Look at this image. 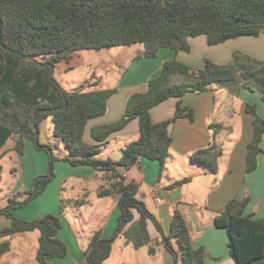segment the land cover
Here are the masks:
<instances>
[{
  "label": "trees",
  "instance_id": "16d2710c",
  "mask_svg": "<svg viewBox=\"0 0 264 264\" xmlns=\"http://www.w3.org/2000/svg\"><path fill=\"white\" fill-rule=\"evenodd\" d=\"M0 21L2 46L28 59L43 58L45 64L54 67L60 62L68 63L74 54L83 50L141 45L142 56L152 59L160 49L190 52L188 39L198 36H204L209 46L240 37L257 38L264 35V0H0ZM48 72L49 67L46 66L26 67L21 58L0 46V156L4 154L2 148L14 136L17 137L14 151L22 155L23 140L26 138L34 143L36 138L29 124L33 113L63 104V96L48 80ZM174 75L184 77L185 81L172 83ZM97 85V82L83 85L80 90L70 93L61 89L66 100L65 108L53 114H41L35 119L37 128L43 119H51L52 135L61 141L71 156L62 158V161L73 166H91L114 180L107 188L100 187L97 196H116L119 208L117 226L109 239L101 238L99 232L92 235L86 253L89 264H104L119 236H123L136 250L150 244L148 220L163 235L159 222L136 198L137 185L133 181L125 182L117 169L128 171L142 157L157 161L162 174L172 142L168 127L180 118L192 121L193 113L182 107L179 101L171 119L153 123L150 110L169 98L200 93L211 85L225 89L233 96L244 89L254 92L264 103V62L240 53H234L226 64L205 59L199 69L176 61L165 62L160 74L148 82L146 92L129 97L119 121L91 130V138L98 144L90 146L83 142L85 126L90 120L105 114L108 99L116 93V89H97ZM245 112L252 117L253 129L245 158V173L249 174L257 168L259 155L263 152L264 119L258 114L255 104H247ZM133 118L139 121V136L122 150L120 159L95 158L98 148ZM211 128L217 132L219 126ZM37 147L45 150L51 164L56 160L50 147ZM220 155L221 151L212 143L208 148L197 151L191 160L215 172L216 159ZM50 178H35L31 189L23 193L26 198L22 205L41 195ZM189 181L185 178L174 182L171 187ZM21 195L16 193L9 197L8 205L15 203L16 197ZM247 203V198L228 202L215 217L214 225L225 230L228 252L234 264H264V219L245 215ZM63 208L61 202V213ZM12 209L9 206L0 212L11 220L8 228L0 230V239L37 231V260L41 264L66 256V245L56 238L61 228L59 217L47 216L27 222L13 218ZM133 211L139 214L135 222ZM170 238L176 239L177 252L171 248ZM164 241L165 249L173 257V264H203L206 253L203 248H193L186 222L178 211L173 212ZM8 251L9 243H0V255ZM154 253V248L150 247L149 254Z\"/></svg>",
  "mask_w": 264,
  "mask_h": 264
},
{
  "label": "crops",
  "instance_id": "0c3cea01",
  "mask_svg": "<svg viewBox=\"0 0 264 264\" xmlns=\"http://www.w3.org/2000/svg\"><path fill=\"white\" fill-rule=\"evenodd\" d=\"M262 38L240 37L232 40H253V43L259 42L264 46ZM229 41L231 40L219 44L217 51L213 50V53L209 54L204 36L190 38V52L160 49L152 59L142 56L141 47L122 67L123 72L117 85L108 88L116 89V93L108 99L105 114L90 120L83 135L86 132L91 138L92 129L119 121L129 97L146 92L148 82L160 74L165 62L176 61L195 69L201 68L205 59H210L216 64L228 63L232 56V52H229L235 51L229 49L233 46ZM253 57L264 62V53H253ZM116 63L114 61V64ZM171 80L174 84L185 81L184 77L179 75H174ZM97 83L99 89V81ZM179 101L182 107L192 111L193 120L180 118L168 127L172 142L163 173H159L157 161L142 157L128 171L117 169V173L125 182L133 181L137 185L136 198L159 222L163 235L148 220L147 232L151 243L136 250L123 236H119L104 264H173L172 255L164 247V236L169 233L174 211H178L184 218L193 248H203L205 251L203 264H234L228 252L227 234L225 230L215 227V217L224 210L228 202L247 198L244 214L264 219V140L261 143L263 152L259 155L257 168L249 174L245 173L247 145L253 135L252 117L245 112V107L247 104H255L258 114L264 119V103L259 96L245 89L233 96L227 90L211 85L203 92L187 93L181 98H169L153 107L149 112L152 122L159 123L171 119ZM213 125L219 126L217 132L211 128ZM138 136L139 121L133 118L98 148L97 159L118 161L122 150L136 141ZM25 140L28 139L23 141ZM91 142L92 145L98 144L92 138ZM212 143L215 149L221 151L220 157L216 159L215 172L191 160L197 151L208 148ZM10 147L5 149L4 146L1 152L14 151L13 144ZM15 154L17 157L8 171L9 184L3 185V194L0 190L6 200L16 193L28 191L32 181L44 172L35 163L24 168L20 162L21 155L16 152ZM4 156H0V159ZM59 157L61 158L53 162L54 168L56 165L57 171L63 170L65 174L56 172L55 178L48 183L41 195L25 205L14 207L11 215L27 222L58 215L56 217L61 220V228L56 238L66 245L67 254L61 259L48 260V264H89L86 253L92 235L99 232L101 238L109 239L117 226L119 208L116 196H97L100 187L107 188L114 180H110L107 173L97 171L91 166H73L62 161V158L71 157L69 153H62ZM42 169H45V164H42ZM185 178L190 181L175 188L171 187L174 182ZM53 182H59V185L54 187ZM2 184L0 175V185ZM49 188H53L50 196L45 197L43 203H37L40 198L46 196ZM61 202L64 204L62 213ZM138 219L139 214L133 211V222ZM10 224V218L0 214V230L8 228ZM38 240L37 231L1 238L0 243H9L10 251L0 255V264H41L37 260ZM168 242L175 252L179 250L176 239L170 238ZM150 247L155 250L153 255L149 254Z\"/></svg>",
  "mask_w": 264,
  "mask_h": 264
},
{
  "label": "rangeland",
  "instance_id": "374dc122",
  "mask_svg": "<svg viewBox=\"0 0 264 264\" xmlns=\"http://www.w3.org/2000/svg\"><path fill=\"white\" fill-rule=\"evenodd\" d=\"M199 37V36H198ZM203 37V36H201ZM259 37H263L264 35H260ZM241 38H252V37H241ZM262 38V39H263ZM238 39V38H237ZM230 44H233L229 49H235V51H230L229 53H240L251 58L253 57V53H264V46L259 42H244L242 40H231ZM208 45V44H207ZM219 45V44H218ZM218 45L215 46H206L209 54L213 53V50L217 51ZM141 45H134L130 47H113L109 49H103L100 51L94 50H83L77 52L72 56L68 63L60 62L53 67L52 71V79L53 81L65 92H75L81 89L83 85H90L94 82L99 81V89H108L112 87L114 84L117 85L118 78L123 72V66L129 62L130 58L134 56L138 49H141ZM223 47V46H222ZM225 47V46H224ZM213 48V49H212ZM222 50V48H221ZM195 53V52H194ZM231 53V55H233ZM232 58V56H231ZM230 58V59H231ZM210 60V59H209ZM36 61L39 63H44L43 58H36ZM114 61L117 62L114 64ZM212 61V60H211ZM94 88V87H93ZM97 88V87H96ZM89 131V130H88ZM37 145L35 142L33 143L31 140L23 141L22 155L20 157V162L23 163L24 168L26 165L28 167L31 163H35L40 167L41 173L40 176H46L49 178V175L52 174L49 184L52 182L53 178H55V173L59 172L60 174H65L63 170L57 171V166L54 163L51 164L50 158L45 150L39 149L37 146L50 147L52 151V155L56 158L59 157L60 154L65 153L68 154L66 148L61 143L60 140L56 139L52 135V122L50 118L43 119L37 128ZM17 137L14 136L11 138L5 145V149L11 148L10 146L13 144V149L15 145V141ZM83 142L87 145L92 146L90 135L86 132L83 135ZM27 147H30L27 149ZM33 149V150H32ZM4 158L0 159V167H1V178L3 184L0 185L1 194H3V185H8L9 178L8 171L9 168L12 167V162L15 161L17 155L13 150L5 151ZM10 157V159H9ZM97 158V155H95ZM55 160V161H56ZM60 160V159H59ZM61 161V160H60ZM42 164H45V169H42ZM33 182V181H32ZM31 186L28 190L31 189ZM54 187L59 185V182L56 184L53 182ZM53 188H49L46 192V196L40 198L37 203H43L45 197H49L50 193L53 192ZM0 194V195H1ZM2 201L0 203V207L3 209L8 208L11 204L8 205L7 200L3 195H1ZM26 195L22 193L21 196L16 197L15 203H24ZM66 204L68 203L65 200ZM13 203V204H15ZM41 205V204H40ZM36 206V204H35ZM33 206V207H35ZM59 214L60 212L57 211ZM49 216H58V215H49ZM47 217V216H46Z\"/></svg>",
  "mask_w": 264,
  "mask_h": 264
},
{
  "label": "water",
  "instance_id": "95a60500",
  "mask_svg": "<svg viewBox=\"0 0 264 264\" xmlns=\"http://www.w3.org/2000/svg\"><path fill=\"white\" fill-rule=\"evenodd\" d=\"M0 28H1V21H0ZM0 46H1L2 49H4L5 51L9 52L10 54L21 58L25 62L26 67H30V66H40V67H45L46 66V67H49L48 80L51 81L54 85H56L58 87V89L60 90V92H61V94L63 96V104L60 107L52 108V109H48V108L47 109H38L30 117L29 124L34 129V131L36 133V137H37V127L35 125V119L37 118V116H39L41 114H53V113H55L57 111L63 110L65 108V106H66V100H65V97L63 95V92H62L61 88L52 79L53 67L50 66L49 64H41V63L37 62L36 60L28 59V58H26L25 56H23L21 53H19L17 51L5 48L4 46L1 45V43H0ZM34 142L37 145V138H35ZM51 175L52 174H50L49 177H51ZM22 204H24V203H15V204L10 205V207L14 208V207H18V206H20ZM6 209L0 210V212H4V211H6Z\"/></svg>",
  "mask_w": 264,
  "mask_h": 264
}]
</instances>
